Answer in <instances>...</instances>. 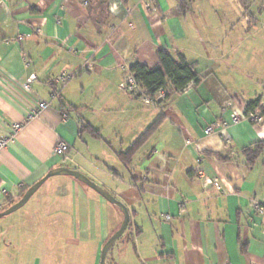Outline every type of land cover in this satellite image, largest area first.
Listing matches in <instances>:
<instances>
[{
    "label": "crops",
    "instance_id": "obj_1",
    "mask_svg": "<svg viewBox=\"0 0 264 264\" xmlns=\"http://www.w3.org/2000/svg\"><path fill=\"white\" fill-rule=\"evenodd\" d=\"M2 1L0 137L22 128L0 156V208L67 166L130 212L107 264H264V217L254 208L264 204V151L252 166L243 153L264 144V122L243 116L249 102L264 104V22L250 26L253 39L245 41V32L233 35L243 27L222 15L227 7L209 9L207 0H109L93 11L87 0ZM161 48L194 63L201 81L147 104L120 85L135 63L157 66ZM30 74L37 78L26 91ZM61 74L70 81L53 84ZM40 102L48 107L30 118ZM213 123L220 127L205 134ZM60 142L70 146L64 157L55 154ZM37 192L20 223L29 220L69 264L84 248L100 264L123 221L120 209L68 176ZM11 227L0 230V264H9L3 258L16 241Z\"/></svg>",
    "mask_w": 264,
    "mask_h": 264
},
{
    "label": "rangeland",
    "instance_id": "obj_2",
    "mask_svg": "<svg viewBox=\"0 0 264 264\" xmlns=\"http://www.w3.org/2000/svg\"><path fill=\"white\" fill-rule=\"evenodd\" d=\"M222 1L223 2H221V0H207V2L203 3V6L212 9L213 7L211 6L218 4L220 10L227 7L228 10H222V15L231 19V23L234 25L236 24V26L239 25L243 27V29H238L239 32L237 30L234 32L233 30V35L234 33L242 35V33L245 32V41L253 39L249 27L258 22H264V0H249L250 3L247 5L248 7L246 5L243 6L240 0ZM95 7L98 8L97 5H95ZM219 15H221V11H219ZM211 28L217 31L215 25L214 28L212 26ZM253 35H255V33ZM244 46L246 50V42ZM33 202L34 199L32 198L27 205L17 212L0 219V230L6 229V227L8 228V226L11 225L12 233H14L16 237L14 238L16 241H12L14 246L11 248L10 253L7 252L4 255V262L9 264H69L66 261L67 256L63 255L61 250H57L56 254L51 253V240L44 236L40 237L39 232H35L29 220L26 223H20L21 216H31L29 209ZM43 224L46 225L45 223ZM23 225L25 226L24 229L21 227ZM19 232H22V234ZM19 235H21V238ZM77 255V261H72L70 264H92L90 251L86 252L84 248L81 254L78 253Z\"/></svg>",
    "mask_w": 264,
    "mask_h": 264
},
{
    "label": "trees",
    "instance_id": "obj_3",
    "mask_svg": "<svg viewBox=\"0 0 264 264\" xmlns=\"http://www.w3.org/2000/svg\"><path fill=\"white\" fill-rule=\"evenodd\" d=\"M127 3L129 0H121ZM90 5V9L93 11L95 5L98 7H108L109 0H87ZM243 6H247L250 2L249 0H240ZM248 7V6H247ZM90 10V11H91ZM157 56L159 63L154 68H148L139 63H135L129 68V73L134 77L136 82L142 87L144 94L150 98L155 99L156 94L165 90L167 92V97L169 96L168 90H173L181 92L185 90L191 84H198L201 81L200 75L196 70L194 63L189 62L183 55L177 54L173 55L169 50L161 48L157 50ZM262 102L260 98L249 102L244 113L248 114L256 110H261ZM264 114V113H262ZM161 119H158L135 143L128 149L127 153L124 155L123 160L126 162L131 161V157L136 153V151L141 147V145L146 141L147 137L152 133V131L159 125ZM88 129V126L85 128ZM91 131H93L91 129ZM264 151V144L257 143L250 147L244 149L243 153L247 158V162L252 166L258 157L261 156ZM29 187H24L20 192V199L26 193ZM19 200L8 199L6 201V206L0 208V212L4 211L11 205L15 204ZM130 228V224L128 229ZM127 229V230H128Z\"/></svg>",
    "mask_w": 264,
    "mask_h": 264
},
{
    "label": "built area",
    "instance_id": "obj_4",
    "mask_svg": "<svg viewBox=\"0 0 264 264\" xmlns=\"http://www.w3.org/2000/svg\"><path fill=\"white\" fill-rule=\"evenodd\" d=\"M3 3L2 0H0V5ZM36 75L35 74H30V76L28 77L26 83L24 84V89L26 91H30L31 90V85L32 83L36 80ZM71 79V75L68 74H61L59 76H57L56 78L53 79V84L58 85V84H66L70 81ZM190 86V85H189ZM188 86V87H189ZM121 89L138 97H141L143 99V101L147 104H157L159 101H163L167 98V92L165 90H161L159 91L156 96L155 99H150L148 98L144 92L142 87L136 82V80L134 79V77L129 73L128 76L125 78V80L123 81V83L120 85ZM188 87L185 89L187 90ZM185 90L181 91L184 92ZM262 108L261 110H256L254 112H250V113H244V117L249 120L252 123H261L264 122V104H261ZM48 107V104L45 102H40L36 108L31 109L29 117L30 118H34L40 115V113L45 110ZM233 119L235 121H238V116H233ZM220 127V124L218 123H213L207 126L206 130H205V134L209 135L211 133H214L215 130H217ZM22 128V124H15L13 126V135H9V136H5V137H0V156L2 155L3 151L6 149V147L8 146L9 142L11 141V138L14 136L15 133H17L20 129ZM70 146L68 143L66 142H60L56 149H55V154L57 156L60 157H64L66 156L67 152L69 151ZM203 178L205 179V181L207 183L213 184L215 187L217 188H221L222 187V183L219 182L218 180H210L209 178H207L206 176L203 175ZM0 196H6V191L0 189ZM254 208L255 211L258 215H261L264 217V204H261L260 202H256L254 204ZM167 219H169V216L167 217Z\"/></svg>",
    "mask_w": 264,
    "mask_h": 264
},
{
    "label": "water",
    "instance_id": "obj_5",
    "mask_svg": "<svg viewBox=\"0 0 264 264\" xmlns=\"http://www.w3.org/2000/svg\"><path fill=\"white\" fill-rule=\"evenodd\" d=\"M55 176H68L72 177L78 182L86 185L88 188L99 194L102 198H104L107 202L110 204L118 207L123 215V221L118 228L116 232L108 239V241L105 243V245L102 248L101 256H100V264H107V256L114 245V243L119 240L127 231L128 226L130 224V212L126 205L118 200L110 191H108L106 188H104L101 185H98L93 180H91L88 176L81 173L78 170L71 169L67 166L55 168L48 172V174L42 178L40 181L29 187V189L26 191V193L21 197V199L16 202L15 204L11 205L4 211L0 212V219L3 217L9 216L21 208H23L30 199L37 193V191L45 184V182Z\"/></svg>",
    "mask_w": 264,
    "mask_h": 264
}]
</instances>
